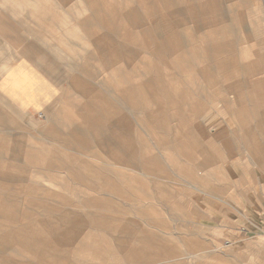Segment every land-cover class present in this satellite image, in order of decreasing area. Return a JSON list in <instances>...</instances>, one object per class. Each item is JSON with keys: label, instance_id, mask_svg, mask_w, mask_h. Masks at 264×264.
<instances>
[{"label": "crops", "instance_id": "0c3cea01", "mask_svg": "<svg viewBox=\"0 0 264 264\" xmlns=\"http://www.w3.org/2000/svg\"><path fill=\"white\" fill-rule=\"evenodd\" d=\"M68 1L71 0H55L57 3ZM137 1L145 14L135 4L136 0H77L83 11H90L89 18L93 19L73 25L69 33L84 37L94 47L89 57L100 63L108 81L107 89L102 91L95 86L94 73L89 74L90 80L75 76L72 86L88 97L86 103L71 115L81 119V126L65 135L57 124H51L32 133L27 139L30 143L23 146L6 132H0V167L18 166L25 168L26 174L30 168H40L38 164L43 165L41 168L68 167L69 175L82 171L95 177L85 180L70 178L74 183L96 182L101 184V190L125 194L134 190L141 192L144 198H152L150 189L144 188L146 180L142 177L159 182L162 177L153 176L150 167L155 166L163 173L167 169L153 152L157 146L147 139V129L152 133L163 130L166 134L161 141L164 144L162 151L168 154L184 177L183 193L187 191L189 194L184 195L185 199H194L197 190L201 191L196 183L199 179L209 184V165L217 161L216 156L220 160L225 153L220 148L216 150L218 155L211 154L203 146L198 129L190 127L192 120L198 122L200 128L202 126L200 121L204 107L200 101L198 79L204 80L209 89L212 88L211 95L215 99L221 80L231 82L230 87L238 89L251 81L245 75L231 81L235 77L234 72L239 69L255 71L264 67V0ZM253 1L259 6L256 18L251 17L254 15L251 9ZM26 4L31 6L33 15L45 20L47 9L41 8L37 1ZM15 5L18 7L19 4L14 0H0V96L17 114L41 113L58 99L60 86L43 69L40 46L30 38L25 23L14 13ZM163 12L165 14H161ZM146 19L152 21L149 26ZM126 21L131 24V29L125 27ZM236 27L243 32L242 38L236 37ZM103 28L111 30L101 32ZM137 28H142V31L135 30ZM81 29L86 32L84 36L80 35ZM226 36L233 38L228 40ZM252 40H257L260 51L253 50ZM64 41L62 44L71 46L69 41ZM243 43L242 48L238 47ZM238 49L246 55L253 51L257 56L244 66L236 57ZM198 63L205 66L199 70ZM178 69L182 73L178 74ZM187 83L197 86L196 91L189 89ZM256 83L260 84L261 80H256ZM108 86L116 88L117 97L111 95ZM259 90L256 94L260 109L257 127H261L264 121L261 115L264 95ZM247 113L246 106H242L240 116L245 121V128L242 127L240 153H243L244 159L225 169L218 166L222 175L213 188L219 192L235 185L233 167L241 171L245 178L249 175V146L255 152V164L264 168V140L247 129ZM60 141L87 150V153L77 152L85 158L67 153L65 150L75 151L61 145ZM9 150H23L28 165L18 161V153L14 154L11 163L4 162V153ZM171 150H176L184 160L167 153ZM199 154L203 156L200 162ZM93 161H100L99 168L94 166ZM135 182L141 185L138 187ZM157 191L165 199L172 200L166 186L158 185ZM226 198L236 201L237 193L221 200ZM149 204L147 209L143 206L139 212L147 215L156 212L159 216L156 222L143 219L149 227L136 222L140 235L138 241L133 239L131 254L134 262L169 264L189 259V238L181 240L172 232L159 229L158 225L167 227V222L156 206L152 202ZM230 207L236 210L235 205L230 204ZM184 208L191 209L185 205ZM134 237L133 233L131 239Z\"/></svg>", "mask_w": 264, "mask_h": 264}, {"label": "rangeland", "instance_id": "374dc122", "mask_svg": "<svg viewBox=\"0 0 264 264\" xmlns=\"http://www.w3.org/2000/svg\"><path fill=\"white\" fill-rule=\"evenodd\" d=\"M29 1H37L41 8L47 9L45 20L32 14L31 6L27 7L26 4ZM14 2L19 4L18 7L14 6V13L25 23L30 38L40 46L44 58L43 69L60 86L58 99L41 113L17 114L0 96V132H6L23 146L30 143L27 139L32 133L46 129L51 124H57L65 135L81 126V119L71 115L86 103L88 97L72 86L75 76L90 80L89 74H96L93 82L102 91L107 89L108 81L100 63L89 57L94 47L84 37L71 36L69 33L73 25L93 19L89 18L90 11H83L77 0L66 3H57L55 0ZM135 4L139 6L137 0ZM139 8L145 14L143 7ZM258 8L253 1L251 9L254 15L251 17L256 18ZM151 22V19H146V25L149 26ZM125 25L128 29L132 28L127 21ZM110 30L103 28L101 32ZM135 30L141 32L142 28ZM236 30V37L242 38L243 32L239 28ZM85 33L84 29L80 30L81 36ZM225 38L229 40L233 37ZM63 41H69L71 46L62 44ZM250 43L255 52L261 50L257 40ZM252 52L246 55L242 49H238L236 57L245 66L256 58V53ZM204 66L198 63L197 69L201 70ZM177 71L178 74L182 73L179 69ZM233 76L231 81L244 76L251 82L233 89L229 85L231 82L221 80L215 99L211 95L212 88L209 89L204 80L198 79L201 87L200 101L204 107L200 121L202 126L200 128L198 122L192 120L190 127L198 129L206 150L216 156V150L221 148L225 156H222L221 161L216 156L217 161L209 165V184L200 179L196 182L201 191L197 190L194 199H185L184 195L189 194L187 191L183 193L184 177L168 154L162 151L164 144L161 141L166 134L163 130L161 133H152L147 129V139L157 146L153 152L167 169L163 173L155 166L150 167L153 176L162 177L159 182L141 176L146 180L144 188L150 189L152 198H144L141 192L134 190L128 194L101 190V184L96 182L74 183L72 178L85 180L95 177L87 176L82 171L77 175H69L68 167L41 168L43 165L38 164L40 168H30L28 174L25 168L18 166L0 167V264H138L131 254L134 249L133 239H137L134 242L138 241L140 235L136 222L140 221L142 226L149 227L143 219L156 222L159 216L156 212L150 215L139 212L143 206V209H147L151 202L167 222V227L158 225L159 229L172 232L181 240L189 238V259L169 264H260L255 253L258 244L264 251V168L255 164V152L251 146L249 175L245 178L241 171L233 167L235 185L232 184V188L224 192L213 188L222 175L218 166L225 169L244 159L243 153H240L242 127L245 125L240 116L242 106H246L248 112L247 129L253 130L256 136L264 140V121L261 127H257L260 109L256 96L258 89L264 95V67L248 72L239 69ZM256 80H261V83H256ZM113 86L108 87L111 88V95L117 97V90ZM187 87L195 91L197 89L192 83H187ZM261 111L264 118V103ZM64 143L60 141L61 145L75 151L65 150L67 153L85 158L77 152L87 153V150ZM16 153L19 154L18 161L28 165L23 150L4 153V162L11 163ZM167 153L184 160L176 150ZM202 159L203 156L199 154L198 162ZM92 163L98 168L101 165L100 161ZM135 184L138 187L141 185ZM158 185L169 189L172 200L158 193ZM189 192H192L191 187ZM231 193H237L236 201L228 198L221 200ZM230 204L235 205L236 210ZM184 205L189 206L190 211ZM133 233L135 237L131 239Z\"/></svg>", "mask_w": 264, "mask_h": 264}, {"label": "bare ground", "instance_id": "6f19581e", "mask_svg": "<svg viewBox=\"0 0 264 264\" xmlns=\"http://www.w3.org/2000/svg\"><path fill=\"white\" fill-rule=\"evenodd\" d=\"M257 257L260 259V264H264V251L260 244L256 245V253Z\"/></svg>", "mask_w": 264, "mask_h": 264}, {"label": "built area", "instance_id": "2783aa9c", "mask_svg": "<svg viewBox=\"0 0 264 264\" xmlns=\"http://www.w3.org/2000/svg\"><path fill=\"white\" fill-rule=\"evenodd\" d=\"M243 231H245V232H246L247 230L244 228V229H243Z\"/></svg>", "mask_w": 264, "mask_h": 264}]
</instances>
